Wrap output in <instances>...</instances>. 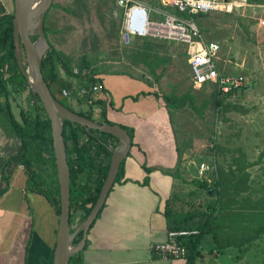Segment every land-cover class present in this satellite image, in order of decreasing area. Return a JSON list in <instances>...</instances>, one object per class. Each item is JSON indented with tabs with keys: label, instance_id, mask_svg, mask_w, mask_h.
I'll use <instances>...</instances> for the list:
<instances>
[{
	"label": "rangeland",
	"instance_id": "374dc122",
	"mask_svg": "<svg viewBox=\"0 0 264 264\" xmlns=\"http://www.w3.org/2000/svg\"><path fill=\"white\" fill-rule=\"evenodd\" d=\"M144 1L154 9L159 6L155 0ZM231 1L237 4L241 0ZM158 18L151 12L150 19ZM191 19L198 27L201 41L215 40L220 46L219 71L241 81L229 96H220L214 84L192 87L185 46L134 40L123 47L119 42L121 11L115 0H52L44 16V29L57 57L75 75L83 70V77L100 72L125 73L152 84L161 94H182L178 98L182 97L184 103L175 115L181 160L176 171L180 181L173 195V207L181 217L186 212L197 213L193 224L207 217L216 219L220 224L219 240L233 245L222 251L213 247L207 255L210 262L202 257L196 258V262L219 264L215 259L226 256L232 258L233 264H264V232L249 243H240L242 236L252 238L254 228L264 226V25L260 23L264 21V0H246L229 12ZM57 69L60 78L68 80L61 68ZM74 81L66 87L68 92L82 87ZM54 89L55 97L74 111L87 110L86 104L77 101L81 95L73 98L71 93L65 98L57 92L59 84ZM8 90L10 111L21 122L20 111L29 110L27 92L14 93L10 87ZM216 99L222 104L217 106ZM1 102L5 103L4 97ZM98 115L95 108L93 117ZM41 157L44 161L35 162L33 168L43 180L42 188L49 192L58 187L57 176L50 153H41ZM201 163L209 170L199 178L197 170ZM201 180L211 187L218 185L220 190L207 194L198 185ZM197 188H201L197 196L189 197ZM71 214L70 227L74 230L82 222L83 208ZM211 242V235L204 236L201 249L206 250ZM74 257L75 254L69 264L74 263Z\"/></svg>",
	"mask_w": 264,
	"mask_h": 264
},
{
	"label": "crops",
	"instance_id": "0c3cea01",
	"mask_svg": "<svg viewBox=\"0 0 264 264\" xmlns=\"http://www.w3.org/2000/svg\"><path fill=\"white\" fill-rule=\"evenodd\" d=\"M11 10L13 0H0V17L11 14ZM102 82L112 104L110 108L106 103V117L111 123L132 130L133 144L124 158V176L110 189L73 264H185L183 258H164L151 251V245L167 238L164 206L166 200L176 199L173 195L179 186L176 171L181 147L175 115L180 107L166 105L153 95V91H158L154 86L125 73L106 74ZM142 92L145 95H138ZM180 95L176 94V98ZM18 148V140L0 127V189L5 186L1 175L9 170L3 164ZM145 167L154 170L147 173ZM22 171L20 165L11 166L7 189L0 196V264H52L59 213L44 194L27 189ZM145 178L147 185L143 184ZM51 193L56 197L54 190ZM201 245L202 241L199 257L208 263V252L215 245L213 240L206 250ZM215 261L233 264L232 258L226 256ZM193 264L200 263L195 260Z\"/></svg>",
	"mask_w": 264,
	"mask_h": 264
},
{
	"label": "trees",
	"instance_id": "16d2710c",
	"mask_svg": "<svg viewBox=\"0 0 264 264\" xmlns=\"http://www.w3.org/2000/svg\"><path fill=\"white\" fill-rule=\"evenodd\" d=\"M12 14L13 12L0 17V127L9 136H12L18 140L19 148L18 152L14 156L5 161L3 168L10 169L11 166H22L27 189L44 194L50 202L54 203L56 206V211L59 213L60 208L58 187L54 190L56 197L53 196L51 190L49 192H45V189L42 188L43 180L33 168V164L35 162L44 161V159L41 157V153H50L52 158L51 165L53 166L56 175L50 134V122L47 119L40 101L29 90L27 77L19 69L16 62L12 36V22L10 21ZM35 39L36 36L31 38L32 41ZM59 67L67 76L68 80H63L60 78L57 69ZM25 68L26 66H24V69ZM41 74L50 93L61 105L70 111L79 114L80 116H84L98 123L113 124L106 117V103L110 108L112 107V104L110 99L107 98L109 97V93L106 91L102 82V76L106 75L105 73H94L89 77L75 75L72 71V68L68 66L66 62L61 61L57 57L56 52L51 48V51H46L42 57ZM74 80H77V82L84 88H86L85 86H88L89 88V85L94 83L101 84L102 88L98 91V93L102 92L103 96L96 97L98 96V93L95 94L89 91L87 94L77 98L78 103H84L88 106L86 111H74L71 107L65 105L55 97V85L59 84V90L57 89V92L61 94V90L66 89L68 85L71 86ZM149 86H152V84H149ZM9 87L14 93L27 92V103L29 110L20 111L21 122H18L10 111V106L7 102V98L10 93V90H8ZM78 89H75L74 87L72 88L70 94L72 93L71 95L73 98L77 97ZM233 92H235V90H232L227 94L217 93L220 94V96H229ZM138 95H145V93L142 92ZM138 95L132 97L133 100H136ZM153 95L156 98L160 97L163 99L166 105L171 104L175 108L183 106L184 103V99L182 97L176 98L175 95H161V93L158 91H153ZM3 97L5 99L4 104L1 102V98ZM215 103L217 106L222 104L221 100L218 99L215 100ZM95 108L100 109L98 118L96 119L93 117V111ZM124 129L127 131L132 145V130L126 127ZM62 137L65 144L67 165L70 171L69 223H71V211L76 212L80 208H83L84 211V215L82 216L83 221L95 204L100 188L106 177L111 156L109 147L111 146L115 148L118 145V140L110 134L98 132L96 130L86 131L83 127L75 123L68 122L67 120L63 121ZM101 161H104V164ZM149 169L150 168L145 167V171L147 173L150 172ZM9 174L10 171L7 174L1 175L5 186L0 189V196L5 193L7 189ZM80 176H83L84 179L79 180ZM123 176L124 160L120 163L119 171L114 183H119ZM143 183L146 184L147 180L145 179ZM198 185L209 195L211 193L216 194L220 190L218 185L216 187H211L205 180L198 182ZM201 188H197L190 192L188 196L194 198L197 196V193ZM209 191L211 192L209 193ZM102 208L103 206L101 209ZM101 209L99 210L96 218L98 217ZM185 214L182 217L178 215L173 207V199L166 200L163 215L167 220V231H197L195 235H190L184 238L183 244H186L187 249L183 257V259L186 260L185 264H193L196 258L199 257L198 248L205 235H211L213 243L218 250L222 251L233 246L232 244L221 243L219 240L217 229L220 224L217 223L216 219L207 217L201 222L199 220L197 222L198 224H193V219L198 217V214L193 211L187 213L186 215ZM94 221L90 227L93 225ZM253 232L252 238H250L251 236L247 235L240 238L241 245L256 239L264 232V226L260 225L259 227L254 228ZM81 235L82 232L79 231L74 237L72 245H76L79 242ZM71 258L72 256L70 259Z\"/></svg>",
	"mask_w": 264,
	"mask_h": 264
},
{
	"label": "water",
	"instance_id": "95a60500",
	"mask_svg": "<svg viewBox=\"0 0 264 264\" xmlns=\"http://www.w3.org/2000/svg\"><path fill=\"white\" fill-rule=\"evenodd\" d=\"M51 3L52 0H13L14 10L10 21L12 22L16 62L19 69L27 77L29 90L40 101L50 122V134L60 201L52 264H69L70 257L74 254L77 255L83 249L87 231L96 219L110 189L114 185L120 163L124 160L130 149L131 140L127 131L121 126L98 123L80 116L61 105L50 93L41 74V61L45 52L51 51L44 32V16ZM35 36L36 39L32 41L31 38ZM24 66H26L25 69ZM64 120L75 123L86 131L96 130L110 134L118 140V145L115 148L109 149L111 156L108 171L95 204L86 218L74 230H71L69 225L70 171L67 165L65 144L62 137ZM79 231L82 232L81 239L76 245H72V241Z\"/></svg>",
	"mask_w": 264,
	"mask_h": 264
},
{
	"label": "built area",
	"instance_id": "2783aa9c",
	"mask_svg": "<svg viewBox=\"0 0 264 264\" xmlns=\"http://www.w3.org/2000/svg\"><path fill=\"white\" fill-rule=\"evenodd\" d=\"M159 6L154 9L144 0H115L121 11L119 42L128 47L134 40L163 41L185 46L187 64L192 87L198 89L206 84L217 86L219 93L227 94L241 85L239 78L222 74L218 69L220 46L215 40L203 42L198 27L191 16L206 15L216 12H229L242 6L246 0H155ZM151 12L159 18L150 19ZM264 25V21L260 22ZM84 71L80 75L84 74ZM75 73V72H74ZM77 73V72H76ZM99 83L90 84L86 89H78L79 95L89 91L97 93ZM70 92L61 90V96L68 98ZM209 167L201 163L198 176L202 177ZM196 230L167 231L165 241L151 245V251L164 258H183L186 253L184 238L195 235Z\"/></svg>",
	"mask_w": 264,
	"mask_h": 264
}]
</instances>
